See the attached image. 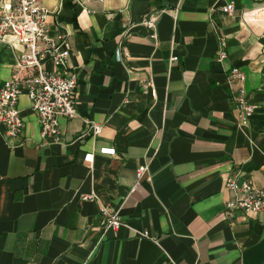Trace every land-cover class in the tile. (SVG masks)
<instances>
[{
  "label": "crops",
  "instance_id": "obj_1",
  "mask_svg": "<svg viewBox=\"0 0 264 264\" xmlns=\"http://www.w3.org/2000/svg\"><path fill=\"white\" fill-rule=\"evenodd\" d=\"M41 2L71 48L77 115L59 117L63 141H46L23 96V134L0 133V264H264V214L223 213L228 177L264 186V0ZM6 43L0 85L23 51ZM232 65L255 106L243 127ZM103 210L121 225L105 230Z\"/></svg>",
  "mask_w": 264,
  "mask_h": 264
},
{
  "label": "built area",
  "instance_id": "obj_2",
  "mask_svg": "<svg viewBox=\"0 0 264 264\" xmlns=\"http://www.w3.org/2000/svg\"><path fill=\"white\" fill-rule=\"evenodd\" d=\"M77 1V0H74ZM223 12L234 10L233 1L220 6ZM147 27L153 25L151 19L143 22ZM8 35H12L19 42L23 51L17 56L14 72L0 85V133L14 139L24 132L23 118L18 104L21 97H27L30 106L36 111L40 137L50 142L62 140V130L59 117L71 119L77 115L76 93L77 77L73 69H69L67 58L71 48L66 41V35L51 36L47 28L46 9L41 0H0V49L6 43ZM217 44L216 59H227V42L220 37ZM120 60L118 49L115 55ZM176 61V56H171ZM50 64L49 68L47 64ZM228 79L234 88L236 103L237 125L243 127L249 123L255 106L250 103V96L244 86L245 73L240 67L232 65L229 68ZM88 131L97 135L102 125L93 121H85ZM101 153L112 154V148H103ZM93 153H86L83 161L90 164ZM147 168L141 165L137 168L136 181L146 175ZM225 190L230 192L231 199L224 203V215L233 217L236 210L245 214H264V186H257L251 179H240L236 176L225 180ZM95 192L81 195L82 200L95 199ZM102 225L107 228H117L121 225L118 211L107 212Z\"/></svg>",
  "mask_w": 264,
  "mask_h": 264
},
{
  "label": "clouds",
  "instance_id": "obj_3",
  "mask_svg": "<svg viewBox=\"0 0 264 264\" xmlns=\"http://www.w3.org/2000/svg\"><path fill=\"white\" fill-rule=\"evenodd\" d=\"M10 4V0H7V5Z\"/></svg>",
  "mask_w": 264,
  "mask_h": 264
}]
</instances>
